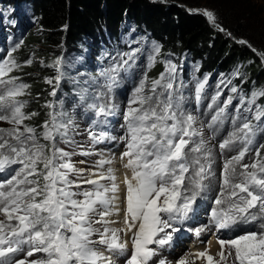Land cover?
Returning <instances> with one entry per match:
<instances>
[{
  "label": "snow or ice",
  "instance_id": "obj_1",
  "mask_svg": "<svg viewBox=\"0 0 264 264\" xmlns=\"http://www.w3.org/2000/svg\"><path fill=\"white\" fill-rule=\"evenodd\" d=\"M203 15L220 31H226L217 24L213 12L204 11ZM237 42L248 44L245 40ZM19 47L17 44L9 50L6 58L0 57V122L11 126L0 127V173L19 166L12 170L10 178L0 182V264H113L112 255L128 253V240L121 239V232L132 233V250L125 264H150L158 255V248L169 244L173 233L180 231L176 225L189 218L197 198L208 188L204 181L212 174L208 162L211 152L206 148L203 132L195 126L196 117L185 112L183 98L174 89L176 66L166 62L165 72L152 80L150 86L146 76L141 79L123 114L125 123L121 127L125 134L119 139L126 145L122 153V158H127L124 167L132 173L130 179L124 180L127 228L124 231L109 226L113 221L108 217L119 212L116 201L120 187L113 170L93 172L85 178L84 169L72 164L73 153L58 146V141L69 146L74 144L69 135L72 122L61 119L63 113L57 110L56 103H46L50 111L39 135L26 123L37 113L24 111L27 101L21 97L29 94L30 85L10 75L23 67L13 56ZM153 51L158 54L160 46L154 44ZM259 55L264 60V53ZM134 56L135 50L124 53L118 63L101 72L108 80L109 93L116 75ZM150 59L149 67L155 62V56ZM24 63L30 66L33 60ZM61 63L62 58H57L50 67L58 74L46 78V83L54 84L49 93L52 97L57 95L62 78ZM206 83L207 80L198 84L197 101ZM231 91L237 89L233 87ZM104 95L100 93L96 102L88 105L96 126L105 125L107 118L117 110L110 99L99 102ZM219 96L218 92L212 102ZM257 97H264V89L252 92L247 101L241 98L237 113L245 103L249 105L246 111L253 112ZM231 103L232 97H228L212 117L209 127L222 121ZM252 120L257 123L253 124ZM252 120L245 117L219 144L222 152L231 150L237 143L241 147L223 164L221 185L214 200L216 206L210 213V223L217 231L229 229L242 220L264 219V156L260 151L264 143L257 146L256 142L257 133L264 129V107H256ZM88 135L92 144L117 139L104 130H89ZM193 137L199 140L194 141ZM253 148L252 162L244 163ZM202 159L206 162L202 163ZM110 163L101 159L98 168L103 169ZM83 185L91 188H83ZM260 229L234 239L219 240V259L207 250L199 252L198 257L205 258L206 264H264V223ZM204 230L197 228L195 234L199 236ZM19 253H23L24 258H17ZM37 253L42 255L33 258ZM158 264L167 262L161 259ZM178 264H186V258Z\"/></svg>",
  "mask_w": 264,
  "mask_h": 264
},
{
  "label": "trees",
  "instance_id": "obj_2",
  "mask_svg": "<svg viewBox=\"0 0 264 264\" xmlns=\"http://www.w3.org/2000/svg\"><path fill=\"white\" fill-rule=\"evenodd\" d=\"M201 1L226 31L209 22L194 0H0L4 9L19 12L8 22L15 26L9 28L10 38L20 44L13 56L23 67L10 75L30 85L29 94L21 99L27 101L24 111L37 115L26 123L42 131L50 111L45 105L56 103L49 94L54 84L46 83V78L58 74L50 67L57 58H62L60 69L68 60H84L83 69L97 76L99 65L104 66L102 61L113 46L121 47L125 34L142 35L160 46L162 60L149 68V80L159 78L170 61L185 70L193 66L199 76L233 84L237 91L231 96L238 93L247 101L252 92L264 89V60L259 55L264 53V19L257 14L254 0ZM24 12L31 23L23 21ZM28 59L33 60L30 66L24 63ZM85 90L66 86L65 79L56 89L66 97L74 93L77 101H94L90 90ZM257 106L264 107V97L256 98L252 107Z\"/></svg>",
  "mask_w": 264,
  "mask_h": 264
},
{
  "label": "rangeland",
  "instance_id": "obj_3",
  "mask_svg": "<svg viewBox=\"0 0 264 264\" xmlns=\"http://www.w3.org/2000/svg\"><path fill=\"white\" fill-rule=\"evenodd\" d=\"M198 1L197 4H195L199 11L204 12V11H211V9L208 7V5L201 1V0H194ZM254 3L256 4V11L257 14L260 15L264 19V0H254ZM8 10V13H7ZM212 12V11H211ZM19 15L18 13H15L13 10L10 9H4L3 7L0 6V32L3 31L6 37H9L10 34L8 33L9 28H12L15 30L14 25L9 26V21H11V17H16ZM21 16V14H20ZM23 21H27V23H31L32 19L30 18L29 14L24 12L23 16ZM10 38V37H9ZM153 46L154 43L150 42L147 40L142 35H128L125 34L122 42H121V47L119 49H113L112 51H109V54L105 57V59L102 61L104 63V66H100L99 63V71L97 72V76H92V73L83 69L82 63H84V60H79L78 63H74L71 60H68L67 62L63 63L62 68L60 69V72L62 73V78L66 80V86L71 87L74 86L75 88H85L90 90V93L92 94V98H96L100 93H105L103 97H101L99 102H106L107 100H111L113 104L116 105L117 110L114 112L113 115H111L116 121H121L123 120V114L126 110L128 100L130 99L133 90L135 87L140 83L141 79H143L145 76L147 77L149 86L151 83V80H149V64L151 63V57L155 56V61L159 58V60H162L159 57V54L154 53L153 51ZM114 47V46H113ZM112 47V48H113ZM135 50V56L133 59L129 60L130 64L136 63L138 64V69L137 71L134 72V82L135 85L130 87V82L131 80L125 79L124 81H121L120 83H117L112 85L111 92H108V89L106 87V82L104 80V76L101 75V72L104 70L110 69L114 64L118 63L121 59V55L124 53H131ZM124 52V53H123ZM83 59V57H81ZM127 59V57H124ZM153 65V63H152ZM176 66V71H175V83H174V89L178 92L179 95L182 96L183 98V104L182 107L185 110L186 113H190L193 116L196 117V127L201 129L203 132V139L206 141V148L208 151L211 152V156L208 159V162L211 163V175L209 176L208 179L204 181L205 184H207L208 188L205 192L201 193V195L197 198L196 203L197 204H205V202H208L207 206L201 208H198L200 212V217H197V220L201 222L203 225L199 224L196 228H191L192 230H195L197 228L201 229H206L205 231H202L200 234L202 235L203 232L206 233V237L204 238V243L203 245H207L210 240L214 237L212 232L215 233H223L222 230L215 231L212 230L207 224L206 221L203 220L204 218H209L211 209L215 207L216 205L214 204V200L216 199L219 190L220 185H221V176H222V170H223V164L225 160L231 158L232 156L236 155L239 151V146L235 144L231 150L225 149L223 152L219 148V144L228 137L229 133L234 131L236 128L239 126L236 125L235 128L229 129L227 126L232 127L233 124H236L235 120H239L240 123H242L247 117L249 120H252V116L254 115L255 109L253 108V112H247L246 109L249 107L247 103H245L242 107H240L239 113H237L236 109L240 106L241 98H237L235 100V97L229 95L231 89L234 87L233 84H224L220 83L219 80H214L213 81V87L214 89L209 90V92L214 93V96L219 92L220 96L216 100L215 103L212 102V98L214 96H207V94L204 95V90L200 94V100L197 101L196 96H195V89L197 88L198 84L201 82H204L207 80V83L205 84V88L208 87L210 78L206 75L199 76L195 73L197 70L193 66L191 69L185 70L184 65H179L174 64ZM166 68V64H165ZM165 70V69H164ZM188 70H190L188 72ZM6 79V77H4ZM123 87L125 88L124 93L122 92H116V87ZM204 88V89H205ZM86 91V90H85ZM159 91V89H158ZM235 94V93H234ZM74 93L70 94L69 97H66L63 95L62 92H57V95L55 96L56 99V105H57V110L62 111L63 115L61 119H63L65 122L70 120L72 122V127L70 129L69 135L71 136L72 140L74 141V144L72 146H69L63 142L58 141V146L61 148H64L66 151L72 152L73 155L71 156V162L72 164L77 167V169H84V177L87 178L91 173V171L97 170V167L93 166H88L86 165L88 162L95 161V160H101L102 151L94 148V144L89 139V128H88V123L87 121L83 120V112L82 108L85 111H88V105L96 102V100L91 101V102H83L82 99L77 101L74 100ZM74 97V98H73ZM228 97H232V103L229 104L225 110L224 117L221 122H217L214 124L212 127H209V124L212 122V117L216 114V112L219 110V108L223 107L225 101L228 99ZM200 101H204L207 108L206 111L202 114L197 115L195 113V104L199 103ZM62 102V103H61ZM209 102V103H207ZM211 105V106H210ZM238 114L242 115L241 119H237ZM228 120V121H227ZM253 124H256L257 122L252 120ZM241 125V124H239ZM217 126V129H216ZM220 126L225 127V130H222V135H219L220 137H216L215 133H217L216 130H218ZM0 127L3 128H8L11 127L9 124L6 122H0ZM227 128V129H226ZM224 131V132H223ZM42 131L37 132L39 135ZM222 140H221V139ZM256 139L260 140L259 144L264 143V129H261L260 132L257 133ZM194 141H198L199 137H193ZM41 143H44L43 140H41ZM258 144V145H259ZM193 145H189V148H191ZM96 147V144H95ZM238 148V149H235ZM235 149V150H234ZM264 148H262L260 151L262 152ZM109 152L113 154H117L119 159L121 161L117 165L116 168H121L122 172L124 175H132L131 171L127 168L124 167V165L127 163L125 158H122L120 153L118 152H113L110 149H107ZM84 151H90L93 154L92 155H82L81 153ZM254 151H250L244 159V163H251L253 158H254ZM261 156H264V154L261 153ZM83 162V163H82ZM202 163H205L203 159L201 160ZM79 163V164H78ZM86 163V164H85ZM210 179V180H209ZM212 182V183H211ZM217 182V183H216ZM110 182L108 181L107 184ZM215 187H214V185ZM217 184V185H216ZM125 186V185H124ZM90 186L84 185L83 188H89ZM211 187V188H210ZM210 188V189H209ZM215 188V189H214ZM217 189V190H216ZM214 192H211V191ZM209 192V193H208ZM211 193V195H210ZM212 197V198H211ZM200 200V201H199ZM126 205V204H125ZM209 209V210H208ZM208 210V212H206ZM255 211V210H252ZM196 211L193 210L190 214L189 217L192 215H196ZM203 215V216H202ZM202 216V218H201ZM2 218V217H0ZM243 222L239 221V223ZM250 224H247V227L242 224V227L240 228L243 231L241 234L239 233L238 236L245 234L246 232L249 231H261L260 225L264 223V219L258 218L254 221H250ZM252 225V226H251ZM254 225V226H253ZM246 227V228H245ZM212 231V232H211ZM211 232V233H210ZM237 236V237H238ZM217 241L219 240H230L227 238H223L221 234L215 235ZM235 237V238H237ZM95 238V237H94ZM193 238L192 236L188 239H185V243L191 242ZM234 239V238H232ZM181 245V243H180ZM156 247V246H154ZM132 250V249H131ZM178 251L177 256H169V258H173L175 260V264H178V262L181 259H184L185 256H188L186 259V264H198L196 262H189L191 260V249L189 250L187 246H184L181 250L176 249ZM131 251L128 253V256H130ZM42 255V254H41ZM124 258V256L119 255L117 257V262L119 264H123L121 261ZM168 258V260H169ZM173 260V261H174ZM231 260V258H230ZM170 264V261L168 262Z\"/></svg>",
  "mask_w": 264,
  "mask_h": 264
},
{
  "label": "bare ground",
  "instance_id": "obj_4",
  "mask_svg": "<svg viewBox=\"0 0 264 264\" xmlns=\"http://www.w3.org/2000/svg\"><path fill=\"white\" fill-rule=\"evenodd\" d=\"M218 128L219 129L217 130V133H215L216 137H220L219 135H222L223 134L220 131L224 130V127L223 126H220ZM102 154L103 155L101 156V159H105V160L111 161L110 164H105L104 167H103V169L98 168V162L100 161V159L99 160H95V161H91V162H88L87 164L86 163L85 164L88 165V166L97 167V170L91 171V172H100V171H103V172L107 173V170L109 168H111L113 170V172H114V174L116 176V181L115 182L120 187V191L117 193L118 200L116 201V207L119 208V212L118 213H115L114 212L113 215H111L110 217H108L109 220L113 221V223H111L109 226L111 228L124 229V231H127V228H126V226L124 224V216H125V209H126V205H125L126 204V185L124 184V180H125L126 177L130 179L131 178V175H129V174L128 175L127 174L124 175L121 168H116L117 165L119 164V162L121 161V159H119L120 157H118L117 154H113V153L109 152L108 150H106V151L103 150L102 151ZM92 178L95 179L96 176H92ZM101 182L107 184L108 181H101ZM87 186H90V185H87ZM214 187H215V185H214ZM89 188H91V186ZM211 192H214V191H211ZM210 195H211V193H210ZM208 202H210V200H208ZM208 202H205V205H203L202 208L205 207V206H207V204H209ZM208 206H210V204ZM202 216H201V218H202ZM98 227H99V225H98ZM241 227H242V224L239 225V228H241ZM242 228H244V227H242ZM131 235H132L131 232H128V235H124L123 232L120 233V237H121L122 240H128V253L132 249ZM205 237H206V233L203 232L202 235L200 234V237L199 238L192 239L191 242H190V244H188V245H192L193 246V248L191 249V254H190L191 260L189 262H191V263L196 262L198 264H206V259L205 258L198 257V253L199 252H202V251H205V250H207L208 254L212 255L215 259H219L218 253L221 251V246H220L219 242L217 241L216 237L214 236L207 245H203L204 242L202 243L201 241L204 240ZM154 246L155 245H153V247ZM101 251H104V249H103L102 246H101ZM105 255H109V253L105 252ZM117 257H119V255H112L113 264H119L117 262ZM184 258L187 259L188 256H185ZM173 260H174L173 258H169L168 262L170 261V264H175L176 262H175V260L174 261ZM229 260H230V258H229Z\"/></svg>",
  "mask_w": 264,
  "mask_h": 264
}]
</instances>
